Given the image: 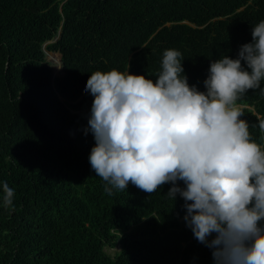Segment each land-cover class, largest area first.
Masks as SVG:
<instances>
[{"label": "trees", "instance_id": "trees-1", "mask_svg": "<svg viewBox=\"0 0 264 264\" xmlns=\"http://www.w3.org/2000/svg\"><path fill=\"white\" fill-rule=\"evenodd\" d=\"M261 20L264 0H0V264H215L185 200L165 195L171 182L105 191L89 162L85 85L112 69L155 82L176 49L189 85L206 91L210 63L235 59ZM46 51L60 54L61 75ZM237 104L264 150V95L250 89Z\"/></svg>", "mask_w": 264, "mask_h": 264}, {"label": "clouds", "instance_id": "clouds-1", "mask_svg": "<svg viewBox=\"0 0 264 264\" xmlns=\"http://www.w3.org/2000/svg\"><path fill=\"white\" fill-rule=\"evenodd\" d=\"M251 35L235 59L210 63L206 91L189 85L176 49L165 50L155 82L112 69L91 73L85 85L94 97L89 162L111 185L105 191L131 182L151 194L171 182L165 195L185 200L186 224L215 264H264V150L237 104L250 89L264 95V20ZM258 127L264 132V119ZM3 192L11 207L14 189L4 183Z\"/></svg>", "mask_w": 264, "mask_h": 264}, {"label": "rangeland", "instance_id": "rangeland-1", "mask_svg": "<svg viewBox=\"0 0 264 264\" xmlns=\"http://www.w3.org/2000/svg\"><path fill=\"white\" fill-rule=\"evenodd\" d=\"M56 57V58H55ZM46 58L47 60H49L52 65H53V75H61L62 71H61V64H60V54L58 52H49L46 51ZM55 58V59H54ZM58 65V66H57ZM55 70V72H54ZM113 250H115L114 248H109L107 249L108 252H113Z\"/></svg>", "mask_w": 264, "mask_h": 264}, {"label": "bare ground", "instance_id": "bare-ground-1", "mask_svg": "<svg viewBox=\"0 0 264 264\" xmlns=\"http://www.w3.org/2000/svg\"><path fill=\"white\" fill-rule=\"evenodd\" d=\"M55 58H56V57H55ZM55 58H54V59H55ZM57 66H58V65H57ZM54 72H55V70H54Z\"/></svg>", "mask_w": 264, "mask_h": 264}]
</instances>
